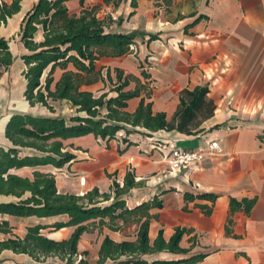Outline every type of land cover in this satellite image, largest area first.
I'll list each match as a JSON object with an SVG mask.
<instances>
[{"label": "crops", "instance_id": "0c3cea01", "mask_svg": "<svg viewBox=\"0 0 264 264\" xmlns=\"http://www.w3.org/2000/svg\"><path fill=\"white\" fill-rule=\"evenodd\" d=\"M13 0H0L11 3ZM38 0H21L20 10L0 23V36L9 40L13 64L0 74V147L16 145L6 135L7 124L15 113L64 116L78 112L68 101L50 102L51 110L42 103L32 105L26 97L27 67L23 55L29 50L21 40L20 29L26 14ZM71 13L97 6L101 18H112L108 31L135 32L136 43L130 53L119 57H101L97 68L103 77L84 89L96 95L111 91L116 81V68L133 75L127 89L139 87V95L128 99L126 109L136 110L144 98L152 103L153 112L163 111L171 120L185 88L207 86L214 103L213 112L192 121L191 132L175 129L150 131L140 126L127 133L119 130L110 139L94 133L64 139V150L74 158L62 166L53 163L12 167L10 173L34 177L35 171L55 176L58 192L78 195L98 188L114 195V182L123 185L130 171L140 184L124 195L133 207L158 196L162 207L151 213L149 237L153 241L160 230L169 240L178 226L191 228L181 246L191 248L178 254L160 251L144 254L149 261L179 260L204 252L196 263L177 264H264V0H121L117 5L105 0H67ZM155 35V36H154ZM153 36V37H152ZM42 39V31L37 34ZM110 70L113 82L108 78ZM48 69L44 72V81ZM63 70L56 68L55 80ZM57 103L66 104L63 113ZM213 140L222 144L221 154H207L182 170H171L167 161L170 147L207 150ZM19 148V155L42 154L32 147ZM211 193L215 199L200 194ZM193 194L194 197H186ZM31 195L0 193V203L18 202ZM254 199L249 210L246 202L235 204L231 199ZM113 199V197L111 198ZM106 201L105 203H108ZM9 220L15 235L23 237L27 227L38 223L53 224L67 220V215L48 217L18 216L1 213ZM138 224L114 230L109 226L85 231L78 243L79 256L97 264L99 249L106 236L115 241L135 240ZM75 226L59 229L47 227L42 233L50 238H68ZM11 234L0 233V240ZM48 262L67 264L58 256ZM28 253L3 249L0 264H37ZM104 264H113L108 259Z\"/></svg>", "mask_w": 264, "mask_h": 264}, {"label": "trees", "instance_id": "16d2710c", "mask_svg": "<svg viewBox=\"0 0 264 264\" xmlns=\"http://www.w3.org/2000/svg\"><path fill=\"white\" fill-rule=\"evenodd\" d=\"M67 0H38L34 7L24 17L20 35L21 40L29 50L23 55L27 65L24 75L27 79L26 97L32 105L42 103L51 110L52 101H70L76 107L77 114L69 119L64 116L34 115L31 113H15L10 118L6 135L14 145L32 147L42 154L19 155V148L0 147V193L22 195L31 191V195L18 202L0 203V212L18 216L48 217L67 215V220H59L53 224L38 223L27 227L23 237L9 236L0 240V252L12 249L16 252L28 253L37 264H56L48 262L51 256H58L67 264H90L83 257L78 259V243L85 231L94 227L109 226L119 230L124 226L137 223L138 233L135 240L115 241L106 236L99 249L97 264H104L108 259L113 264H177L180 262L196 263L205 257L206 253L199 252L189 258L179 260L157 259L149 261L144 254L160 251L185 254L191 248L181 246V240L191 228L178 226L169 240L160 230L157 237L151 241L149 227L154 214L151 209L162 207L158 196L151 200L130 207L124 195L131 188L140 184L133 172H128L123 185L114 182V195L101 193L94 188L85 194L58 192L55 176L51 173L35 171L34 177H23L10 173L12 167L53 163L62 166L74 158V154L64 150V139L94 133L103 139H110L116 133L125 129L127 133L137 131L140 126L150 131L159 129H175L191 132L192 121L198 114L209 116L214 109L213 101L208 97L207 86H196L182 91L180 105L169 120L165 112H153L152 103L144 98L136 110L126 109L128 99L139 95V87L127 89L133 75H125L124 71L116 68V81L113 82L110 70L108 78L113 82L112 92L104 91L96 95L83 85H88L102 78V69L97 68V60L101 57H119L131 52L136 43L135 32L123 33L108 31L112 20L101 18L97 14V6L83 8L82 11L71 13L66 4ZM81 3L85 0H80ZM113 1L118 4L121 0ZM21 0L0 5V23L6 22L9 16L20 10ZM137 5V0H132ZM42 31V39L37 34ZM155 36V35H154ZM153 37V36H152ZM14 62L9 40L0 36V74ZM63 70L59 79L55 80L56 68ZM47 75L42 80L44 72ZM202 197L216 198L211 193L200 194ZM113 197V199H111ZM193 198L194 195L186 194ZM109 201L108 203H105ZM246 202L249 210L254 199H231L232 208L235 204ZM59 229L64 226H75L72 234L65 239L56 240L42 233L47 227ZM0 233L13 234V226L9 220L0 219Z\"/></svg>", "mask_w": 264, "mask_h": 264}, {"label": "built area", "instance_id": "2783aa9c", "mask_svg": "<svg viewBox=\"0 0 264 264\" xmlns=\"http://www.w3.org/2000/svg\"><path fill=\"white\" fill-rule=\"evenodd\" d=\"M224 148L218 140H213L207 150L170 147L166 155L171 170H182L184 167L203 160L207 154H221Z\"/></svg>", "mask_w": 264, "mask_h": 264}, {"label": "rangeland", "instance_id": "374dc122", "mask_svg": "<svg viewBox=\"0 0 264 264\" xmlns=\"http://www.w3.org/2000/svg\"><path fill=\"white\" fill-rule=\"evenodd\" d=\"M56 102H60V101H56ZM61 102H64V101H61ZM66 104H64V103H57V111H59L60 113H63V111L66 109V106H65ZM11 235H15V233L13 232V234H11ZM81 257L78 255L77 256V261H78V259H80Z\"/></svg>", "mask_w": 264, "mask_h": 264}]
</instances>
